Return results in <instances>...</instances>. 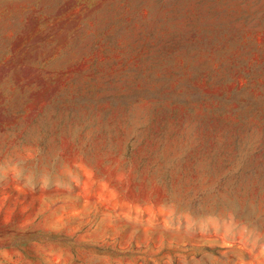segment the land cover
<instances>
[{"label": "rangeland", "instance_id": "obj_1", "mask_svg": "<svg viewBox=\"0 0 264 264\" xmlns=\"http://www.w3.org/2000/svg\"><path fill=\"white\" fill-rule=\"evenodd\" d=\"M0 264H264V0H0Z\"/></svg>", "mask_w": 264, "mask_h": 264}]
</instances>
